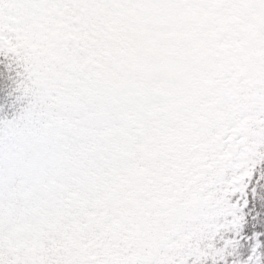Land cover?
Wrapping results in <instances>:
<instances>
[{"label": "snow or ice", "instance_id": "1", "mask_svg": "<svg viewBox=\"0 0 264 264\" xmlns=\"http://www.w3.org/2000/svg\"><path fill=\"white\" fill-rule=\"evenodd\" d=\"M0 264H264V0H0Z\"/></svg>", "mask_w": 264, "mask_h": 264}]
</instances>
